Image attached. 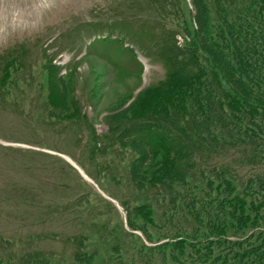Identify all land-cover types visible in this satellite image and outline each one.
I'll return each instance as SVG.
<instances>
[{"label": "rangeland", "instance_id": "obj_1", "mask_svg": "<svg viewBox=\"0 0 264 264\" xmlns=\"http://www.w3.org/2000/svg\"><path fill=\"white\" fill-rule=\"evenodd\" d=\"M151 1L52 0L34 24L0 34L3 264L35 252L54 256L51 264L74 263L79 243L97 253L96 264H146L140 251L164 241L153 224L147 227L154 243L147 240L142 216L130 221L128 209L143 201L154 207L156 223L167 221L162 210H169L155 189L130 180L141 149L127 139L126 128L151 116L152 93L137 96L165 76L142 29H158L162 15L171 24L177 7L190 17L195 11L192 0H168L162 10ZM37 2L16 0L21 7ZM208 9L215 13L212 5ZM154 158L159 163L165 157ZM240 159L237 152L227 161ZM261 173L264 164L246 161L239 179Z\"/></svg>", "mask_w": 264, "mask_h": 264}, {"label": "trees", "instance_id": "obj_2", "mask_svg": "<svg viewBox=\"0 0 264 264\" xmlns=\"http://www.w3.org/2000/svg\"><path fill=\"white\" fill-rule=\"evenodd\" d=\"M192 1V17L177 7L171 24L162 15L158 29H142L165 76L137 96L152 93L151 116L127 124V139L142 151L130 180L155 189L169 212L156 223L154 207L143 201L128 209L130 221L144 218L140 229L151 243L147 224L163 231L162 243L140 251L146 264H264V174L239 179L244 162L264 164V0L253 11L256 0ZM157 2L162 10L168 0L150 3ZM237 152L241 163L227 161ZM158 155L163 162H155ZM54 259L35 252L10 264ZM96 260L79 243L70 264Z\"/></svg>", "mask_w": 264, "mask_h": 264}, {"label": "built area", "instance_id": "obj_3", "mask_svg": "<svg viewBox=\"0 0 264 264\" xmlns=\"http://www.w3.org/2000/svg\"><path fill=\"white\" fill-rule=\"evenodd\" d=\"M51 3L52 0H38L37 3L33 4L32 6L28 5L27 7H21L20 4L17 3L21 9L19 17H17L15 20L10 18L0 20V34L5 33L7 31V27H11L14 30L26 29L30 25L34 24V20L40 14H43L44 10H46V8H48Z\"/></svg>", "mask_w": 264, "mask_h": 264}, {"label": "clouds", "instance_id": "obj_4", "mask_svg": "<svg viewBox=\"0 0 264 264\" xmlns=\"http://www.w3.org/2000/svg\"><path fill=\"white\" fill-rule=\"evenodd\" d=\"M20 13L21 9L16 0H0V20L8 18L15 20Z\"/></svg>", "mask_w": 264, "mask_h": 264}, {"label": "bare ground", "instance_id": "obj_5", "mask_svg": "<svg viewBox=\"0 0 264 264\" xmlns=\"http://www.w3.org/2000/svg\"><path fill=\"white\" fill-rule=\"evenodd\" d=\"M70 161L73 163V165H76L77 164V163H74L71 159H70ZM76 167H78L80 173H82L85 176V178H87L88 180H90V178L86 175V173L83 171V169L78 164H77Z\"/></svg>", "mask_w": 264, "mask_h": 264}, {"label": "water", "instance_id": "obj_6", "mask_svg": "<svg viewBox=\"0 0 264 264\" xmlns=\"http://www.w3.org/2000/svg\"><path fill=\"white\" fill-rule=\"evenodd\" d=\"M78 168V167H77Z\"/></svg>", "mask_w": 264, "mask_h": 264}]
</instances>
